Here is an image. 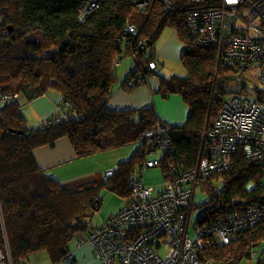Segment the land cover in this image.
I'll list each match as a JSON object with an SVG mask.
<instances>
[{
  "label": "trees",
  "instance_id": "trees-1",
  "mask_svg": "<svg viewBox=\"0 0 264 264\" xmlns=\"http://www.w3.org/2000/svg\"><path fill=\"white\" fill-rule=\"evenodd\" d=\"M87 1L0 0V94L20 92L31 99L33 92L38 97L54 90L62 97L57 110L66 114L55 121L51 115L56 110L40 124L28 127L21 98L0 113V208L12 264H28L36 252L45 253L53 264L69 255L71 241L93 228L91 219L101 206V191L108 188L129 198L131 175L141 174L145 153L156 148L141 141L142 133L160 121L152 106L138 110L107 106L117 82L115 59L133 57L134 67L122 83L125 87L126 79L133 78L134 86L126 88L131 90L146 83L157 68L152 46L166 27L173 28L184 45L180 62L187 76L157 73V92L163 98L178 94L190 109L183 126H172L176 130L174 150L159 165L163 176L166 163L185 168L195 165L201 133L212 126L229 85L241 79V71L223 62L215 48L193 41L183 1H173L178 8L173 10L153 0L144 14L128 0H98V7L80 22L77 12ZM128 23L137 28L135 35L124 36ZM140 39L145 40L144 47L138 45ZM150 61L155 62L154 69L148 67ZM240 83L239 90L244 89L243 79ZM255 88L264 97V89ZM61 137L68 138L77 157L134 141L141 146L117 163L118 170L111 177L105 179L103 173L93 180L62 184L45 175L33 157L34 149L53 145ZM263 179L264 161H247L241 152L235 153L230 169L199 181L209 186L210 199L197 223H212L260 202ZM217 181L220 191L213 188ZM248 183L254 187L248 189ZM262 243L264 225H258L239 231L226 245L206 246L202 258L243 264L250 250Z\"/></svg>",
  "mask_w": 264,
  "mask_h": 264
},
{
  "label": "built area",
  "instance_id": "built-area-1",
  "mask_svg": "<svg viewBox=\"0 0 264 264\" xmlns=\"http://www.w3.org/2000/svg\"><path fill=\"white\" fill-rule=\"evenodd\" d=\"M128 1L144 14L153 2ZM160 1L169 9L178 10L172 4L178 0ZM180 1L185 5L189 35L196 44L215 48L223 62L240 71L258 64L259 79L264 82V0ZM98 5V0H88L78 9V20L84 22ZM242 9H247L245 15ZM136 32L133 24L124 28V36ZM144 44V39L138 41L139 46ZM120 63V58L115 59V66ZM155 66L154 61L148 62L150 69ZM134 83L133 78L126 79L125 88H132ZM259 94L256 98L227 94L212 126L200 135L201 149L195 165L185 168L166 163V182L159 190L146 185L139 171L134 172L129 180L130 197L124 198L122 207L105 222L79 236L76 245L89 243L103 264H224L202 258L204 248L226 245L239 231L264 225V196L260 202L233 210L212 223H197L195 235L190 237L195 188L200 180L230 169L237 152L247 161H264V97ZM35 97L33 92L31 99ZM20 98V92L0 94V113L5 105ZM65 116V111L58 109L51 119L59 121ZM175 135L172 125L162 121L142 133L141 141L156 147L149 152H159L157 159H145L143 168L159 166L162 158L173 152ZM117 170L114 165L103 177H111ZM246 187L251 189L254 185L249 183ZM213 188L220 191V182H215ZM0 228V264H12L1 208ZM161 250H165L164 255ZM69 258L67 255L62 260L68 262ZM248 260L244 264H264L255 248L250 250Z\"/></svg>",
  "mask_w": 264,
  "mask_h": 264
},
{
  "label": "crops",
  "instance_id": "crops-1",
  "mask_svg": "<svg viewBox=\"0 0 264 264\" xmlns=\"http://www.w3.org/2000/svg\"><path fill=\"white\" fill-rule=\"evenodd\" d=\"M167 32L168 37L166 38V42L162 44L157 54L162 60L167 58V54H170L180 61L184 45L180 42L177 32L173 28L167 29ZM123 60L124 57L117 67L122 65ZM132 68L133 66L125 65L120 71L116 70L117 82L113 85L112 96L107 106L112 110H138L152 106L160 121L169 123L175 127L183 126L187 120L190 109L178 94H170L168 97L163 98L157 92L160 84L159 75L163 76L159 74L162 72H159V75L155 72L158 67L153 70L154 72L148 75L146 84L142 83L128 90L122 86V83ZM61 98L60 93L57 91L48 90L44 95L38 96L32 99V101L31 99H27L26 96H23L19 102L25 101V103H27V101H31V103L25 106L23 104V107L21 104L20 105L22 107V113L24 114V112H26L25 116L29 118L28 122L35 124L40 120L43 121L55 112L60 105ZM33 157L45 175L62 184H74L87 181V177L90 176L93 171V169L86 172L75 170L76 166L84 158L75 155L74 149L66 137L57 139L53 145H43L34 149ZM111 167L112 165L108 166L105 170ZM121 201H123L122 198ZM121 204L122 203L116 201L114 207L110 209V214L106 217L103 216L101 221L105 222L117 211ZM95 223L97 222H92L91 220L90 225L94 226ZM76 244L77 239H73L70 244L71 251L69 254V261L64 262L61 260L57 264H103L96 256L93 247L89 243L80 246ZM259 254L264 259V252H259Z\"/></svg>",
  "mask_w": 264,
  "mask_h": 264
},
{
  "label": "rangeland",
  "instance_id": "rangeland-1",
  "mask_svg": "<svg viewBox=\"0 0 264 264\" xmlns=\"http://www.w3.org/2000/svg\"><path fill=\"white\" fill-rule=\"evenodd\" d=\"M246 12H247V9H242V15H245ZM241 21L243 22L242 19ZM167 29H170V27H166L163 30V32L161 33L162 35L158 37L159 39L157 38L154 41V46H152V51L155 53L154 58L157 61V67H158L155 72L156 73L162 72L159 74L166 76V77H169L171 75H178V76L185 77L187 76V70L181 64L178 58H174L170 54H167V58L162 60L160 56L157 54L162 44L166 42V38L168 37ZM150 50L151 49H148V52H150ZM125 65H129V66L134 65L133 57L131 55H128V56L125 55L122 65L120 67H117L116 70L120 71ZM259 73H260V69L255 68V64H252L249 68L240 72V78L243 79L246 87L244 89L239 90V88L241 87V83H240L241 79L237 78L234 82H232L229 85L227 89V93L232 96L238 95V96H247L250 98H256L258 96V92L256 91L255 87H258V89H261V90L264 89V82L259 79ZM31 101H27V103H25V101H22L19 103L23 107V104L25 106L26 104L31 103ZM21 105H20V108H22ZM23 115H24V118L26 120V124L28 127L38 125L42 122V120L38 119L40 121H38L35 124H31L28 122L29 118L25 116L26 112H24ZM140 146L141 144L138 141H134V142L128 143L119 148H115V149H111V150H107V151H103V152H99V153H95L91 155L81 156V158H84V159L79 162L75 170L86 172V171L93 169L92 174L87 177V181L93 180L97 178L98 176H101V174H103L106 171L105 169L108 166L110 165L114 166V165H117V163L120 161L127 160L137 149L140 148ZM158 157H159L158 150H156V152L153 151L151 153L150 152L145 153V159H157ZM141 177L144 180L146 185L153 186L155 190H159L160 188H162L166 182V178L165 176H163L160 166L143 168L141 172ZM261 184L264 189V179L261 181ZM121 198L122 197H120L114 191L108 188H104L101 191V206L97 210H95L94 215L92 216V219H91L92 222H97L94 225L100 224L103 222L101 221L103 216L106 217L108 216V214H110L109 213L110 209L114 207V204L116 201H118L119 203H122L119 206V208H121L124 202V201H121ZM209 199H210L209 186L207 185V183L199 182L195 188L193 208H192L191 217H190V231H189L190 237H194L195 227L197 226V221L203 211V206L206 205V202ZM255 250L258 253L259 252L263 253L264 243L255 247ZM160 253L161 255H164L165 250H161ZM247 261H249L248 257L245 258L246 263ZM28 264H53V263L49 261L45 253L36 252L30 255Z\"/></svg>",
  "mask_w": 264,
  "mask_h": 264
}]
</instances>
